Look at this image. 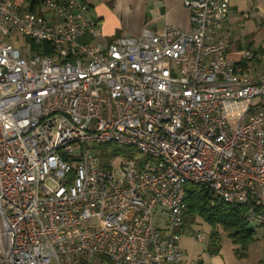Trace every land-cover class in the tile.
Returning <instances> with one entry per match:
<instances>
[{
  "label": "built area",
  "instance_id": "built-area-1",
  "mask_svg": "<svg viewBox=\"0 0 264 264\" xmlns=\"http://www.w3.org/2000/svg\"><path fill=\"white\" fill-rule=\"evenodd\" d=\"M182 4L190 30L106 43L85 0H0V264H184L186 184L264 234V61L227 57L229 0ZM111 145L143 156L114 166Z\"/></svg>",
  "mask_w": 264,
  "mask_h": 264
},
{
  "label": "crops",
  "instance_id": "crops-1",
  "mask_svg": "<svg viewBox=\"0 0 264 264\" xmlns=\"http://www.w3.org/2000/svg\"><path fill=\"white\" fill-rule=\"evenodd\" d=\"M85 1L87 18L97 24L106 43L123 36L139 37L143 30L160 34L166 26L185 31L192 27L182 0ZM218 39L224 42L227 57L236 65L243 51L253 52L255 63L246 72L257 73L264 61V0H229L228 15ZM209 239V245L201 250L193 245L199 243L195 237L193 244L179 246L184 264H250L248 255L244 251L235 254L237 247L228 240L220 242L217 237L214 241L211 236ZM260 262L259 259L252 264H264Z\"/></svg>",
  "mask_w": 264,
  "mask_h": 264
},
{
  "label": "trees",
  "instance_id": "trees-1",
  "mask_svg": "<svg viewBox=\"0 0 264 264\" xmlns=\"http://www.w3.org/2000/svg\"><path fill=\"white\" fill-rule=\"evenodd\" d=\"M27 41L33 51H38L42 47L44 51L49 49L46 45H36L30 40ZM246 68L245 63L236 65V70L240 73L246 71ZM114 152L117 154V149H114ZM184 195L187 208L184 218L192 220L195 217H200L204 219L213 230L211 238L214 241H217L216 232L221 230L226 234V238L231 244L238 247L235 254H239L238 250L245 251L252 242L254 234L246 221L247 206L225 203L215 196L208 186L201 184H186ZM95 260L96 262L90 263L88 260L82 259L78 264H101L102 262L101 258Z\"/></svg>",
  "mask_w": 264,
  "mask_h": 264
},
{
  "label": "rangeland",
  "instance_id": "rangeland-1",
  "mask_svg": "<svg viewBox=\"0 0 264 264\" xmlns=\"http://www.w3.org/2000/svg\"><path fill=\"white\" fill-rule=\"evenodd\" d=\"M18 4L24 2V0H15ZM45 17L48 18V13H43ZM14 46L19 52L25 56H30V47L29 42L24 37H21L19 35L15 38ZM109 149L114 150L117 149V154H115L116 158L113 161L114 166L120 165L124 158L126 157H132L135 159H139L137 161L141 160V157L143 156L142 153L139 151L133 149V148H125V147H116L114 145L108 146ZM161 208L158 206L154 210V222L159 228V230L163 234V238H168L170 236V229L168 228L166 222H165V214H160ZM250 228L254 231L253 234V240L252 242L247 246V248L244 251V254L246 253L249 257L250 264H252L254 261L260 259V263L264 261V234L261 228L254 227L253 225H250ZM212 228L207 224L204 219L200 217H195L192 220L189 218L182 219V223L180 228H178L175 232L179 236V246L182 247L183 244H193L194 237L196 234H201L204 236V240L201 243H198L197 245L193 244L197 250L205 249L209 243H210V236L212 234ZM216 235L218 237V240L224 241L228 240L226 238V234L222 232L221 230H218L216 232ZM229 241V240H228ZM225 242V241H224ZM230 242V241H229ZM231 243V242H230ZM180 247V248H181ZM238 248V247H237ZM239 253H241V250H238ZM96 257L93 259L88 260L90 263L96 262Z\"/></svg>",
  "mask_w": 264,
  "mask_h": 264
}]
</instances>
